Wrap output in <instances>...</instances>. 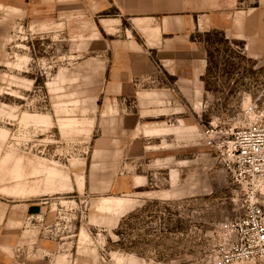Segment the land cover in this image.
Instances as JSON below:
<instances>
[{"label":"rangeland","instance_id":"rangeland-1","mask_svg":"<svg viewBox=\"0 0 264 264\" xmlns=\"http://www.w3.org/2000/svg\"><path fill=\"white\" fill-rule=\"evenodd\" d=\"M77 2L55 0L49 20L0 7V206L60 190L44 198L54 227L42 232L67 243L59 254L70 264H215L220 225L245 213L254 188L232 179L204 132L228 140L247 123L245 105L264 108V40L206 39L208 95L170 102L175 109L166 111L177 113V120L168 119L187 147L176 151L177 163L162 165L150 147L125 160V175L149 181L112 199L95 194L93 185L115 174L109 140L118 107L99 96L107 54L96 51L100 42L88 34L93 20L90 28L80 17L84 11H72L80 9ZM131 103L123 102L124 114L132 112L125 108ZM164 148L175 151L172 144ZM83 173L87 191L66 193L70 176ZM78 183L81 189L83 177ZM259 199L264 205V195ZM30 222L21 230L22 245L38 236ZM76 254L80 263L73 262ZM247 264H264V258Z\"/></svg>","mask_w":264,"mask_h":264},{"label":"crops","instance_id":"crops-1","mask_svg":"<svg viewBox=\"0 0 264 264\" xmlns=\"http://www.w3.org/2000/svg\"><path fill=\"white\" fill-rule=\"evenodd\" d=\"M54 4L55 0H0L2 10L30 14L33 20L39 14H47L49 20ZM77 4L80 9L71 7L72 11H84L80 17L88 20L90 28L91 20L95 24L88 34L100 42L96 51L107 54L106 78L99 96L118 107L109 140L111 172L115 174L107 183L98 180L93 191L120 199L149 181L145 175H125V160L150 147L147 151L155 160L162 158V165L177 163L176 151L187 144H182V131L177 134L176 123L168 119L170 115L177 120L176 112L166 113L175 109L169 103L204 100L208 95V37L222 34L234 40H264V0H78ZM106 13L111 15L104 18ZM123 102H132L125 106L132 112L124 114ZM165 144H172L175 151L163 153ZM178 167L173 169V182L180 173ZM83 174L70 176L71 190L66 193L87 191L88 177ZM82 177L80 189L78 179ZM54 188V194L0 206V264H70L68 255L59 254L67 243L42 232L54 227L44 199L62 194ZM162 195L169 192L162 191ZM28 220L39 230L29 246L22 245L20 238ZM73 256V262L83 260Z\"/></svg>","mask_w":264,"mask_h":264},{"label":"built area","instance_id":"built-area-1","mask_svg":"<svg viewBox=\"0 0 264 264\" xmlns=\"http://www.w3.org/2000/svg\"><path fill=\"white\" fill-rule=\"evenodd\" d=\"M247 123L231 133L228 140H215L204 132L210 149L216 150L232 179L253 187L245 213L219 227L220 255L215 264H247L264 258V108L257 103L243 107Z\"/></svg>","mask_w":264,"mask_h":264}]
</instances>
